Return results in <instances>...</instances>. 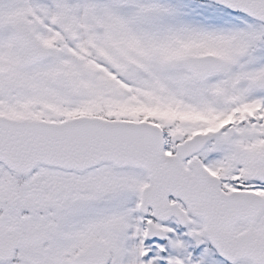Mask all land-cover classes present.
Returning a JSON list of instances; mask_svg holds the SVG:
<instances>
[{"label":"snow or ice","instance_id":"obj_1","mask_svg":"<svg viewBox=\"0 0 264 264\" xmlns=\"http://www.w3.org/2000/svg\"><path fill=\"white\" fill-rule=\"evenodd\" d=\"M0 264H264V0H0Z\"/></svg>","mask_w":264,"mask_h":264}]
</instances>
